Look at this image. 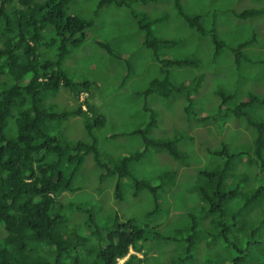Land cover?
Segmentation results:
<instances>
[{
  "label": "rangeland",
  "instance_id": "374dc122",
  "mask_svg": "<svg viewBox=\"0 0 264 264\" xmlns=\"http://www.w3.org/2000/svg\"><path fill=\"white\" fill-rule=\"evenodd\" d=\"M98 1L68 0L64 4L66 14L91 19ZM172 2L159 0L133 6L137 11L146 12L150 18L161 14L162 22L156 27L155 34L160 39L176 42V45L162 47L156 53L145 46V30H140L128 8L108 6L99 11L91 32L87 31L89 34L83 42L72 49L64 61L63 72L71 81L91 83L84 92L87 94L85 101L92 105L96 115L105 118V124L100 128L91 121L92 126L87 130L79 117L62 118L59 127H56L57 122L54 123L53 130L57 139L70 141V149L75 147V141L90 144L94 139L99 159L108 166L125 156L142 152L144 146L149 147L141 160L130 165L131 178L130 175L127 178L106 176L94 155L85 154L73 179L76 191L63 193L60 202L65 206L73 202L74 206L92 209L99 222L106 226L117 221H134L142 228L158 225V231L170 241L148 242L144 254L152 257L151 264H162L170 259L175 262L174 257L179 256L180 248L185 247L178 238L192 224L191 214L199 212L202 205L196 190L197 184L204 181L200 172L223 166L212 154L218 149L215 146L223 142L236 151L240 148L254 150V140L260 133L258 125L250 126L242 118L229 117L222 131L217 129L218 122L199 126L188 121L183 110L186 104L183 92L174 93L166 100L156 94L145 96L143 93L149 83L162 78L161 64L157 59L165 57L171 61L198 62L199 67L172 68L171 81L176 88H181L182 84L187 85L190 80L202 76L198 88L188 85L196 89L191 104L210 115L216 113L221 102L216 94L219 90L232 94L235 102L245 101L250 92L264 95V15L246 20L233 15L245 9L264 8V0H182L183 10L201 16L199 23L200 29H205L204 34L189 28L178 15L174 16ZM51 34L52 30H48L44 38H50ZM214 36L221 44L219 51L213 43ZM41 50L45 52L44 57L49 58V52ZM50 94L46 103L57 111L75 107L69 90L62 88ZM85 108L88 112L87 103ZM250 116L253 121L263 122L264 107L252 110ZM154 119L156 124L152 125ZM138 129L147 130L148 137L155 140H168L182 134L184 137L178 147L183 150V156L173 158L167 153L156 152L148 143L144 145L141 136L136 134ZM88 131L92 133L88 134ZM107 134L112 138L105 139ZM64 158H59L60 163L66 162ZM67 160L74 164L71 159ZM69 162L64 165L65 175ZM234 169L243 181L253 180L254 171L258 172L252 165L239 162L236 165L231 163L230 171ZM260 176L262 178H257L264 186V173ZM138 181L157 188L156 195L147 189L134 195L133 185ZM116 184L120 185L119 200L115 198ZM260 185L258 180H254V187L259 188ZM248 191L249 188H236L234 196L226 202L227 211L222 208V216L208 215L209 222L205 225L200 224L201 216H196L192 231L201 243L192 248V258L186 264H220L232 249L219 237L214 238L216 229L214 233L210 229L220 220L233 225V218L236 220L233 234L237 235V230L244 226L241 237L252 235L254 241L260 243L259 253L263 257H250L247 264L264 263V191L258 204L244 210V194ZM153 210L154 214L148 215ZM70 217V223L77 225L82 224L86 215L78 212Z\"/></svg>",
  "mask_w": 264,
  "mask_h": 264
},
{
  "label": "trees",
  "instance_id": "16d2710c",
  "mask_svg": "<svg viewBox=\"0 0 264 264\" xmlns=\"http://www.w3.org/2000/svg\"><path fill=\"white\" fill-rule=\"evenodd\" d=\"M158 1L99 0L94 16L83 19L66 14L64 4L68 0H0V264H119V261H122L120 264H151L152 257L144 254L148 242L161 239L170 241L169 237L158 231V225L142 228L134 221H117L112 226H106L99 222L92 209L74 206L73 202L65 206L60 202L63 193L73 194L76 191L73 179L85 154L94 155L106 176L127 178L130 175L131 178L130 165L133 161L141 160L149 147L144 146L142 152L125 156L108 166L99 159L94 139L90 144L75 141V147L70 149L69 140L57 139L53 133L54 123L57 122L56 127H59L62 118L79 117L87 130L92 126L91 121L100 128L105 124V118L96 115L87 100L85 104L88 112L80 108L79 94L88 90L91 83L71 81L63 72L64 61L72 49L77 48L91 32L95 16L101 9L108 6L128 8L140 30H145V46L154 53L162 47L176 45L175 40L160 39L155 34L156 27L162 22L161 14L150 18L146 12L133 8L137 3L147 5ZM172 1L174 16L178 15L189 28L204 34L205 29L201 30L199 23L201 16L183 10L182 0ZM233 15L239 20L251 19L264 15V8L245 9ZM147 20L149 22L144 23ZM48 30H52L53 34L45 39ZM213 43L219 51L221 44L215 36ZM41 49L49 52V58L44 57L45 52ZM157 60L161 64L162 78L149 83L143 93L145 96L156 94L166 100L174 93L183 92L186 97L183 107L185 119L199 126L218 122L217 129L222 131L229 117H235L260 128L254 140V150L240 148L236 151L223 142L215 146L218 149L213 150L212 154L219 158L223 166L200 172L204 181L197 184L196 190L202 205L199 212L191 214L192 224L196 216H201L200 224L204 225L209 222L208 215L222 216V208L227 211L226 202L234 196L236 188H249L248 193L244 194V210L258 204L264 191L258 179L264 173V121H253L250 114L252 110L264 107V95L250 92L245 101L235 102L233 95L219 90L216 94L221 102L216 113L210 115L191 104L196 89L188 85L198 88L202 76L190 80L187 85L182 84L181 88H176L171 81L172 68L199 67L198 62L171 61L165 57ZM62 88L69 90L75 107L59 112L46 100L51 96L48 93H57ZM151 124L155 125L156 120ZM136 134L141 136L144 145L150 144L156 152L167 153L173 158L183 156V150L178 147L184 137L182 134H176L168 140L150 139L147 130L139 129ZM60 157H65L66 162L60 163ZM67 159H71L74 164H70ZM67 162L70 167L65 175L64 165ZM237 162L257 169L253 180L243 181L236 169L230 171L231 163L236 165ZM254 180L261 184L259 188L254 187ZM133 186L134 195L142 189L150 190L154 196L157 193V188L149 183L138 181ZM115 192V198L119 200V184L115 185ZM78 212L86 217L82 224L72 225L70 215ZM154 212L150 211L148 215ZM232 221L233 225L220 220L210 229V232L216 229L214 238L219 237L232 249L220 264H247L250 257H263L259 253L260 243L254 241L252 235L241 237L244 226L237 230V235L233 234L236 220L233 218ZM192 224L178 238V242L184 243L185 247L180 248V255L174 257L175 262L170 259L164 260L162 264H186L191 260L192 248L201 243L192 231Z\"/></svg>",
  "mask_w": 264,
  "mask_h": 264
},
{
  "label": "clouds",
  "instance_id": "9594fccd",
  "mask_svg": "<svg viewBox=\"0 0 264 264\" xmlns=\"http://www.w3.org/2000/svg\"><path fill=\"white\" fill-rule=\"evenodd\" d=\"M263 61V60H262ZM71 94V93H70ZM230 95H232V94H230ZM87 98V94L86 93H84V92H81L80 94H79V100H78V102L80 103V108H81V110L83 111V112H85L86 111V104H85V99ZM139 130V129H138ZM137 130V131H138ZM182 141V140H181ZM120 262V261H119Z\"/></svg>",
  "mask_w": 264,
  "mask_h": 264
},
{
  "label": "crops",
  "instance_id": "0c3cea01",
  "mask_svg": "<svg viewBox=\"0 0 264 264\" xmlns=\"http://www.w3.org/2000/svg\"><path fill=\"white\" fill-rule=\"evenodd\" d=\"M112 138V135L111 134H107L106 136H105V139H111Z\"/></svg>",
  "mask_w": 264,
  "mask_h": 264
}]
</instances>
